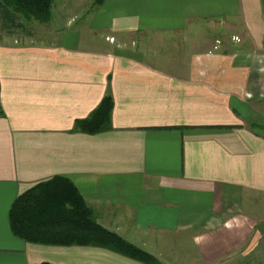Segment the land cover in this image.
Listing matches in <instances>:
<instances>
[{
	"label": "crops",
	"instance_id": "0c3cea01",
	"mask_svg": "<svg viewBox=\"0 0 264 264\" xmlns=\"http://www.w3.org/2000/svg\"><path fill=\"white\" fill-rule=\"evenodd\" d=\"M94 1L0 41V264H143L14 236L54 177L161 264H264V0ZM107 95L111 129L72 132Z\"/></svg>",
	"mask_w": 264,
	"mask_h": 264
},
{
	"label": "trees",
	"instance_id": "16d2710c",
	"mask_svg": "<svg viewBox=\"0 0 264 264\" xmlns=\"http://www.w3.org/2000/svg\"><path fill=\"white\" fill-rule=\"evenodd\" d=\"M104 1L95 0L93 5ZM52 3L53 0H0L5 28H21L18 18L48 25ZM112 108V99L107 95L88 117L74 122L72 132L95 135L109 131ZM9 223L12 234L28 243L98 247L143 264H161L151 254L98 224L93 209L74 185L62 177L40 183L17 197L9 212Z\"/></svg>",
	"mask_w": 264,
	"mask_h": 264
},
{
	"label": "rangeland",
	"instance_id": "374dc122",
	"mask_svg": "<svg viewBox=\"0 0 264 264\" xmlns=\"http://www.w3.org/2000/svg\"><path fill=\"white\" fill-rule=\"evenodd\" d=\"M66 4H68V1L66 2ZM69 11H72V9L68 10V12ZM17 21H18V24H21L22 29L21 28H14L11 30H7L4 26V23L2 20L1 14H0V41L4 40L5 35L8 33V31H12L16 35L23 34V33H29V36H26L25 34H23V35L26 37H31V38L32 37L40 38L42 36V34H41L42 32L48 33L50 31V25L46 26V25H43V24L36 22V21L27 22V21L21 20L20 18H18ZM47 27H49V28H47ZM45 28H47V30H45ZM231 259L232 258H230V260ZM234 261H235L234 263L231 262L230 264H240V258H236Z\"/></svg>",
	"mask_w": 264,
	"mask_h": 264
}]
</instances>
